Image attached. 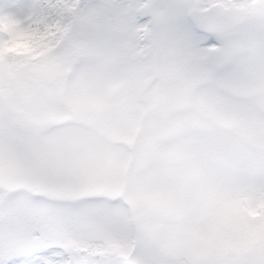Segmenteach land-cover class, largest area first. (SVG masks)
<instances>
[{"label": "snow or ice", "instance_id": "1", "mask_svg": "<svg viewBox=\"0 0 264 264\" xmlns=\"http://www.w3.org/2000/svg\"><path fill=\"white\" fill-rule=\"evenodd\" d=\"M0 264H264V0L0 5Z\"/></svg>", "mask_w": 264, "mask_h": 264}, {"label": "rangeland", "instance_id": "2", "mask_svg": "<svg viewBox=\"0 0 264 264\" xmlns=\"http://www.w3.org/2000/svg\"><path fill=\"white\" fill-rule=\"evenodd\" d=\"M14 0H0V5H6V4H9V3H13Z\"/></svg>", "mask_w": 264, "mask_h": 264}]
</instances>
